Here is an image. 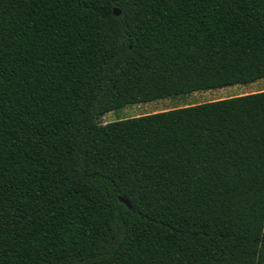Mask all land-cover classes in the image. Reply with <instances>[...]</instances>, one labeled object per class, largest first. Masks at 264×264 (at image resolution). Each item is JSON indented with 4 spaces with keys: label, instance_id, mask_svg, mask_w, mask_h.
I'll return each instance as SVG.
<instances>
[{
    "label": "trees",
    "instance_id": "1",
    "mask_svg": "<svg viewBox=\"0 0 264 264\" xmlns=\"http://www.w3.org/2000/svg\"><path fill=\"white\" fill-rule=\"evenodd\" d=\"M263 78L264 0H0V264H264V89L101 121Z\"/></svg>",
    "mask_w": 264,
    "mask_h": 264
},
{
    "label": "rangeland",
    "instance_id": "2",
    "mask_svg": "<svg viewBox=\"0 0 264 264\" xmlns=\"http://www.w3.org/2000/svg\"><path fill=\"white\" fill-rule=\"evenodd\" d=\"M264 89V78L248 84H235L223 88L195 91L173 98L157 99L147 103L127 105L108 112L101 117L102 122L137 116L140 114L172 109L180 106L196 104L229 96L251 93Z\"/></svg>",
    "mask_w": 264,
    "mask_h": 264
},
{
    "label": "water",
    "instance_id": "3",
    "mask_svg": "<svg viewBox=\"0 0 264 264\" xmlns=\"http://www.w3.org/2000/svg\"><path fill=\"white\" fill-rule=\"evenodd\" d=\"M119 10L118 9H114L113 10V13L115 14V15H118L119 14ZM119 200L121 201V202H124L129 208L131 207V205H130V203L124 198V197H119Z\"/></svg>",
    "mask_w": 264,
    "mask_h": 264
}]
</instances>
